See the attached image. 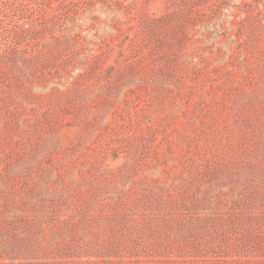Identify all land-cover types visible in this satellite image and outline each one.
I'll return each mask as SVG.
<instances>
[{
	"label": "rangeland",
	"instance_id": "obj_1",
	"mask_svg": "<svg viewBox=\"0 0 264 264\" xmlns=\"http://www.w3.org/2000/svg\"><path fill=\"white\" fill-rule=\"evenodd\" d=\"M0 264H264V0H0Z\"/></svg>",
	"mask_w": 264,
	"mask_h": 264
}]
</instances>
